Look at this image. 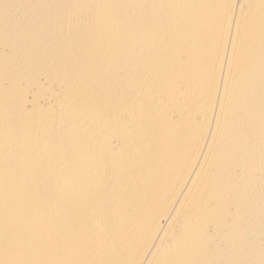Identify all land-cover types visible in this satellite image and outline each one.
<instances>
[{"label": "bare ground", "instance_id": "obj_1", "mask_svg": "<svg viewBox=\"0 0 264 264\" xmlns=\"http://www.w3.org/2000/svg\"><path fill=\"white\" fill-rule=\"evenodd\" d=\"M0 264H264V0H0Z\"/></svg>", "mask_w": 264, "mask_h": 264}]
</instances>
